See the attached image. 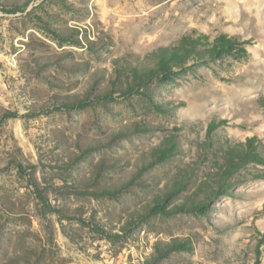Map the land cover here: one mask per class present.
I'll use <instances>...</instances> for the list:
<instances>
[{
	"label": "rangeland",
	"instance_id": "rangeland-1",
	"mask_svg": "<svg viewBox=\"0 0 264 264\" xmlns=\"http://www.w3.org/2000/svg\"><path fill=\"white\" fill-rule=\"evenodd\" d=\"M195 33L250 57L144 77ZM214 121L264 145V0H0V264H264L263 166L200 206Z\"/></svg>",
	"mask_w": 264,
	"mask_h": 264
},
{
	"label": "trees",
	"instance_id": "trees-1",
	"mask_svg": "<svg viewBox=\"0 0 264 264\" xmlns=\"http://www.w3.org/2000/svg\"><path fill=\"white\" fill-rule=\"evenodd\" d=\"M249 43V41H241L228 34H221L212 39L207 34L195 33L183 37L171 48H164L152 53L148 60L155 62V66L144 68V77L147 80L154 79L165 82L178 78L184 70L191 69L193 66L199 67L227 58L234 61L246 60L250 57L247 49ZM225 124L226 121L219 123L214 121L208 127L209 141L206 150H214L217 161L214 165L215 173L212 178L214 187L209 191L210 195L205 198L206 200L204 199L200 203L201 208L208 207L207 200L209 198H216L220 195L227 196L226 189L230 186V182L241 176L243 172L249 173L258 166L264 167V145L256 137L234 145H214L211 141L213 134ZM255 178H261V175L257 174ZM205 187L206 190L210 188L208 183L203 184L202 190Z\"/></svg>",
	"mask_w": 264,
	"mask_h": 264
}]
</instances>
